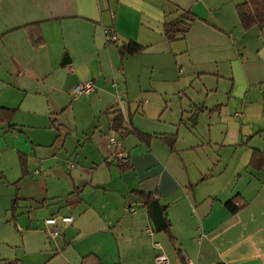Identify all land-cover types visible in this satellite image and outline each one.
I'll return each mask as SVG.
<instances>
[{
  "label": "crops",
  "instance_id": "obj_1",
  "mask_svg": "<svg viewBox=\"0 0 264 264\" xmlns=\"http://www.w3.org/2000/svg\"><path fill=\"white\" fill-rule=\"evenodd\" d=\"M221 8L220 0H0V106L17 109L15 129L0 125V224L14 231L0 236V261L155 264L164 253L183 264L180 247L188 264H264V164L253 165L254 151L264 154V39ZM187 10L196 20L169 41L165 23ZM107 27L118 43L107 44ZM131 41L143 50L123 55ZM87 81L94 90L76 95ZM119 113L124 128L153 136L149 145L111 128ZM144 193L165 208L176 244L156 230ZM236 196L246 207L233 214L226 203Z\"/></svg>",
  "mask_w": 264,
  "mask_h": 264
},
{
  "label": "trees",
  "instance_id": "obj_2",
  "mask_svg": "<svg viewBox=\"0 0 264 264\" xmlns=\"http://www.w3.org/2000/svg\"><path fill=\"white\" fill-rule=\"evenodd\" d=\"M240 22L242 27L245 30H250L251 28L258 26L262 29V37L264 39V0H245L244 2L238 4L236 6ZM197 15L193 13L191 10L185 11L180 18L172 20L170 22H166L164 25V32L169 41H175L179 38L185 37L186 33L189 31L191 24L196 20ZM32 28V34L35 39L36 45H42L44 42L43 39V32H42V24L41 23H35L31 25ZM143 50V47L139 45L136 42H130L128 45L122 47V53H137ZM17 113L16 108H9L0 106V125H7L9 129H15L16 125L13 122V119L15 117V114ZM125 117L122 113H119L113 120L111 124V128L116 131H120L122 129L125 130V132L134 133L141 141L145 142L146 144H150L151 140L153 139V136L150 134H146L143 132H140L136 130L134 127H126L124 128L125 124ZM169 144L173 145L175 138L172 136H163L162 138ZM260 158L259 164L253 163L254 167L256 169H261L262 165L264 164V154L262 152L255 150L254 151V157L253 162L256 160V158ZM255 158V159H254ZM23 169L25 170L24 163H22ZM130 167L127 163H122V169L128 170ZM146 197L147 205L150 204V202L154 199H156L155 195L149 193V194H143ZM227 208L233 213H239L246 207V201L243 200L242 197L236 196L229 200L226 203ZM15 210V208H13ZM13 210V211H14ZM163 210L165 211V208L163 207ZM171 237V240L176 244L175 238L170 234V228L169 225L165 229ZM177 251L181 254L182 262L183 264H188L186 261V258L181 252V248L177 247ZM8 264H12V262H9Z\"/></svg>",
  "mask_w": 264,
  "mask_h": 264
},
{
  "label": "rangeland",
  "instance_id": "obj_3",
  "mask_svg": "<svg viewBox=\"0 0 264 264\" xmlns=\"http://www.w3.org/2000/svg\"><path fill=\"white\" fill-rule=\"evenodd\" d=\"M206 1L211 2L212 0H206ZM235 1H237V0H224V1L220 0L222 8H221V10L219 12L224 13V15H226V16H228L229 14H233V16L236 17L239 20V17H238V14H237L238 12H236V6H234ZM64 118L66 119L65 120V125H66V128H67V130H65V131H67V132L70 131L71 133L75 134L76 133L75 127H74L75 122H74V119L72 118V116L70 114L69 115L65 114ZM65 145H66L65 147L68 148L70 151H73L77 147V145L74 144L73 141H71V139H69V137H68L67 142L65 143ZM66 148L64 150H66ZM31 167H32V173H33V170H34L33 167L34 166L31 165L30 168ZM21 168H22V172L24 174V169H23L22 165H21ZM15 181L16 180L13 181V184L15 183ZM24 209H25L24 210V215L25 214L26 215L29 214L28 213L29 209L27 207L24 208ZM37 210L39 211L38 214L40 216H42L43 219H45L44 216H46V214H47V208L43 209V207H42V208H39ZM20 215H23V213L20 214ZM12 221H14V220H12ZM15 223H13V224L15 225ZM17 223H19V222H17ZM15 230L17 231L16 227H15ZM13 232H14L13 229L8 225L7 222H2L0 224V236L7 235V234L12 235ZM20 233H18V238H20ZM2 246H3V243L0 242V252H1L2 248H3ZM4 255H5V257H14V254H4ZM0 264H5V261H3V260L0 261Z\"/></svg>",
  "mask_w": 264,
  "mask_h": 264
},
{
  "label": "built area",
  "instance_id": "obj_4",
  "mask_svg": "<svg viewBox=\"0 0 264 264\" xmlns=\"http://www.w3.org/2000/svg\"><path fill=\"white\" fill-rule=\"evenodd\" d=\"M105 38H106V42L108 45L111 44H116L119 42V35L117 34V32L113 29V28H105ZM94 83L92 81H87V82H83L79 85L76 86L75 88V94L76 95H83V94H89L90 92H92L94 90ZM110 142L111 144L115 145V146H120V139L117 136H112L110 137ZM118 157L121 159L122 162H127L128 161V154L125 151H120L118 153ZM38 173V171H37ZM68 220V219H66ZM55 222H57L56 218H49L46 220L47 224H55ZM150 232L152 233V230H150ZM49 236L50 237H54L56 235L59 234L58 230H48ZM155 264H170L169 258L167 257L166 254L164 253H160L155 257Z\"/></svg>",
  "mask_w": 264,
  "mask_h": 264
},
{
  "label": "water",
  "instance_id": "obj_5",
  "mask_svg": "<svg viewBox=\"0 0 264 264\" xmlns=\"http://www.w3.org/2000/svg\"><path fill=\"white\" fill-rule=\"evenodd\" d=\"M70 62L71 60L69 58V55L66 54L62 61V65L69 64ZM2 88L3 83L0 81V91L2 90ZM149 213L157 231L165 230L168 227L167 220L164 216V210L157 199H154L150 202Z\"/></svg>",
  "mask_w": 264,
  "mask_h": 264
}]
</instances>
